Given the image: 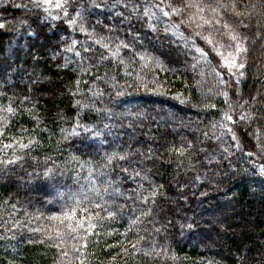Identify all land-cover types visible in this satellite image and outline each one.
<instances>
[{"label": "trees", "instance_id": "1", "mask_svg": "<svg viewBox=\"0 0 264 264\" xmlns=\"http://www.w3.org/2000/svg\"><path fill=\"white\" fill-rule=\"evenodd\" d=\"M164 2L179 13L166 17L150 7L161 0H68L67 15L52 9L53 18L45 20L33 0H0V146L9 150L0 161V264H60L63 250L53 239L51 218L63 219L85 196L76 219L91 216L95 227L85 234L63 222L71 264H264V152L247 138L255 153L249 155L220 126L228 105L244 102L245 121L256 127L249 132L264 142V0ZM23 4L30 22L21 20L16 29ZM219 4L227 8L213 12ZM225 21L247 49L242 76L228 74L211 46L195 36L231 42ZM120 41L131 47L121 45L120 56H110L103 43L115 50ZM193 44L205 49L207 60ZM176 51L184 53L179 61ZM135 52L152 59L145 63ZM148 104L157 111L145 110ZM233 115V129L245 139L243 122ZM113 152L128 155L108 161ZM124 161L127 178L136 177L147 191L127 188L121 179L120 193L136 202L142 217L106 194L117 191ZM206 167L212 185L202 179ZM13 174L37 196L3 183ZM247 178L252 182L245 184ZM189 185L207 205L192 206ZM152 188L154 197L148 196ZM239 225L240 241L231 234ZM179 230L198 234L203 246L178 238Z\"/></svg>", "mask_w": 264, "mask_h": 264}, {"label": "snow or ice", "instance_id": "2", "mask_svg": "<svg viewBox=\"0 0 264 264\" xmlns=\"http://www.w3.org/2000/svg\"><path fill=\"white\" fill-rule=\"evenodd\" d=\"M33 6L37 9H43L46 13L47 16L44 17L45 20L47 19H51L53 18L52 16V12L50 10L52 9H57L59 10V12H63L65 15H67V9H68V0H33ZM150 7H154V8H158L163 12L164 16H169L172 13H179L180 8L177 6H172L171 4H165L164 0H161V3H157L154 5H151ZM181 7H199V5H194V4H182ZM207 7V5L205 6ZM166 8H169V10H166ZM218 8H227L226 4H219L216 8H212L211 10L213 12H216L218 10ZM236 5L235 3L232 4V10L235 11ZM145 14L147 15L149 12L148 7H146L144 9ZM237 15H239V13H236ZM59 13L57 14L58 18ZM203 24L205 25H209L212 24V20H208V19H204L203 17H201ZM189 20H191V17H189ZM69 23H75V20H70ZM215 24L219 25L221 24V20L220 19H215ZM4 24L0 23V27H3ZM154 27V25H152ZM173 27H176L175 25H173ZM224 28L228 29L229 31L227 32V35H229L231 37V42H229V44L227 45H222L220 40L215 39L211 34L208 35H204L201 32H197L195 33V36L197 38H201L206 45H210L211 46V51L215 52L221 59L223 62V65L226 66L227 70L229 73L234 72V70L237 69H242L244 67V64L242 62H239L238 57L240 55L241 52L246 51V47L245 45L242 43L241 39H238V34H233L231 25L228 24L226 21L224 22ZM83 30V28H82ZM217 34L219 35H223L222 33L219 32V30H217ZM192 37H189V40H191ZM246 39V38H243ZM234 42V43H232ZM97 43H101V41H97ZM121 45H123L124 48H129L131 47V45L126 44L124 41H120L119 44H117L115 46V50H113V48L109 47V43H103V47L105 49L108 50L109 55L112 57H119L120 56V52H121ZM192 47L195 49L196 52L200 53V59L202 60H207L208 59V53L205 51V49L203 47H200L199 45L193 44ZM231 48L232 51H229L225 54V52L223 51V48ZM134 56H138L140 58L141 61L147 63L149 60L152 59L151 56L147 55V54H142L140 52H135ZM101 59L103 60L104 57L102 56ZM82 71H86V69H82ZM220 75H222V73H220ZM239 75H243V72H239ZM224 82V81H222ZM226 83V82H225ZM77 84H79V81H77ZM76 91L78 92L79 89L77 88ZM95 95H100L101 93L96 92L94 93ZM123 93H117V95H121ZM223 95L225 97L228 96V93L225 91L223 93ZM78 104V106H80V102L77 101L76 102ZM204 107H215V105L212 104H208V105H204ZM8 112H13L14 109L9 106L7 109ZM235 112V109L232 107L231 104L228 105L227 109L224 110L222 112V119L220 120V126L224 129H226L229 133H231L232 139H236V133L233 131V124L236 123L235 117L233 115V113ZM240 119L241 120H246L248 119V116L244 113H240ZM231 122V123H230ZM79 127V125H74L73 126V131H75V129ZM83 131H89L88 128H84ZM257 131H259V129H257ZM92 135L93 136H100L101 133L95 130H92ZM258 145L257 147L259 148V150L261 152H264V142H259L260 138L258 137ZM22 147L24 145H21ZM237 146H239V142L237 141ZM177 152H182L183 149L182 148H178V149H174ZM128 154L124 153L123 155H121L120 153L117 152H113L112 154L107 156V160L108 161H113L116 157H119L121 159L125 158ZM249 155H255V153H249ZM260 172L261 174H264V164L260 165ZM51 170H49L48 172H45V176H48L50 174ZM92 195V191H89V196ZM156 195V191L155 188L149 189L148 191V196H152L154 197ZM148 197H144L145 200H147ZM88 200V196H85L83 200H79L75 202V205L69 206V209L67 211H64L62 213V216L65 220L69 221L68 226L70 228H72L73 231L78 232L80 228H85L86 232L85 234H87V232H90L94 227L95 224L92 223V217L91 216H81L79 219H76V215H77V208L80 206V204L84 203V201ZM109 216H112L113 214L111 212L108 213ZM53 218L54 219H58L59 217L56 216V214H53ZM75 221V225H73L71 222ZM51 235V234H49ZM56 236L59 237L61 236V229L57 228L56 229ZM61 243H63V241L61 240ZM86 243V241H85ZM59 246V245H58ZM64 255H66V253H62Z\"/></svg>", "mask_w": 264, "mask_h": 264}, {"label": "rangeland", "instance_id": "3", "mask_svg": "<svg viewBox=\"0 0 264 264\" xmlns=\"http://www.w3.org/2000/svg\"><path fill=\"white\" fill-rule=\"evenodd\" d=\"M10 5H12V4H10ZM12 6H14V5H12ZM23 8H22V14H21V16H23V17H18V19H16V17H15V21L17 22V23H15V25H14V28H18L19 26H21V25H24V22H21V20H25V21H27V22H30V17H29V13H23V12H27L28 10H29V8L27 7V5L26 4H23V5H21ZM26 7V8H25ZM20 12V13H21ZM42 12L41 11H39V12H36L35 14H41ZM20 15V14H19ZM24 15L26 16V15H28V19H25V17H24ZM38 16V15H37ZM204 18V17H203ZM7 21L8 22H12V21H14V19H7ZM218 27H219V29H222V25L221 24H219V25H217ZM222 38V37H221ZM215 39H217V40H220V42H221V39H220V37H218V36H216L215 37ZM232 43H234V42H232ZM221 44L222 45H227V44H229V42H226V43H222L221 42ZM8 47H12V48H14L15 46H14V42H12L11 43V45H9ZM8 47H7V49H8ZM223 51L225 52V54L227 53V52H229V51H232V49L231 48H223ZM184 57V53H183V51L182 52H178V51H176V52H174V58H175V60H177V61H179V60H181L182 58ZM222 60V59H221ZM238 60H239V62H242L243 61V56H242V52L240 53V55H239V57H238ZM225 67V69H226V71L228 72V70H227V68H226V66H224ZM29 70H31V68L29 69ZM242 70H243V68L242 69H237V70H234V72H232V73H230L231 75H233V76H241V75H239V72H242ZM228 74H229V72H228ZM237 105V108H235V114H236V116H238L239 118H240V113H244V114H247L248 113V111H247V109H245V103L244 102H242L241 104H236ZM157 109V106L156 105H154V104H148L147 106H146V109L145 110H150V111H157L156 110ZM157 118H158V116H157ZM160 118V117H159ZM242 122H243V129L245 130V133L246 134H248L247 135V137H245V139H244V137H242L241 139L238 137V134H237V131L236 130H234L233 129V131L236 133V140H240L239 142L242 144V148H247V151H248V153H252V151H253V148H252V143H250L248 140H247V138H249V139H251V140H253L255 143H258V142H256V140L255 139H253V134H251L249 131H251V130H253V129H256V127L255 126H251V124H250V122L249 121H245V120H241ZM3 125H1V127H2ZM1 129V128H0ZM258 129V128H257ZM135 134V132L133 131V134H132V136ZM253 142V143H254ZM254 143V144H255ZM2 146H0V161L2 160V157H3V155L5 154V151H9V150H5L4 149V147H2ZM263 155H264V153H263ZM207 169H209L208 167H206L204 170H206V171H203V177H202V179H205V181L204 182H206V181H210V184L212 185L215 181H213L214 179H210V177L211 176H209L208 175V177H207ZM211 174V173H210ZM206 176V177H205ZM198 177L196 176L194 179H192V181H191V184H193L194 182H195V180L197 179ZM24 177H22V176H18V174H13V178H11V180L9 179L7 182H3L4 184H9V185H11L12 187H13V189H14V193H21V194H23V195H25V194H27V195H29V196H37V194H38V192L37 191H34L33 190V188H31V189H29V187H27V186H25V184H23L24 183ZM203 182V183H204ZM244 182H245V184H248V183H251L252 181L249 179V178H247V179H245L244 180ZM174 198H175V196H174ZM173 200V199H172ZM213 212H211V214H212ZM214 215V214H213ZM213 215H212V217H213ZM185 216V215H184ZM183 216V217H184ZM247 218L248 219H251L252 218V216L251 215H247ZM212 219V218H211ZM63 222H64V218L63 219H54V218H51V227H50V229H51V233H52V235H53V239H54V241H55V243H57L59 246H60V248L63 250V252L62 253H66V255H64V254H62V256H63V259L61 260V263L60 264H71V261H72V256H71V252H72V249H71V244L66 240V237H65V235L63 234V231H62V229H64V226H63ZM57 228H59V229H61V236H59V237H57L56 236V229ZM242 225H239L237 228L235 227L234 229H232L233 231H231V234L232 235H234L235 237H237V240L238 241H240V237L242 236ZM252 230V228H249V231H251ZM177 236H178V238H180V239H186V240H188L190 243H196L197 245H201V246H203V244H201L200 243V236L198 235V234H190V233H188V232H180V230L178 231V233H177ZM61 240L63 241V243H61ZM220 241V240H219ZM221 242V241H220ZM224 242V241H223ZM223 242H221V243H223ZM207 244V246L209 247V245L210 246H213V245H211L210 243H206ZM226 244H223L222 245V247H224V251H225V249H226V246H225Z\"/></svg>", "mask_w": 264, "mask_h": 264}, {"label": "bare ground", "instance_id": "4", "mask_svg": "<svg viewBox=\"0 0 264 264\" xmlns=\"http://www.w3.org/2000/svg\"><path fill=\"white\" fill-rule=\"evenodd\" d=\"M128 163L129 162L124 161L122 163V164H124V167L121 168V169H119V171H118V174H119V176H121V178L118 177V179H117L118 180V184H119V186L117 185L118 186L117 191H111V190H109V191H107L106 194L112 200H115L116 198L120 197L121 200L126 205L127 209L130 211L129 214L131 216L138 215V216L142 217L141 212H140L139 209H138V211L135 210V209H133L134 207H138L137 204H136V202L132 198H130L128 196L127 197L124 196V195L122 196L121 193H120V191H121V184H120L121 183V179L126 183L127 188L133 189L134 191L136 189V190H138L141 193H145L147 191L146 187H142L140 185V183L142 181H140L136 177H134L133 179H128L127 178L128 177V173L126 171V166H129ZM139 176L141 177V175H139ZM189 188L190 189H189L188 194L190 196V201H191L192 206H193L194 203L196 205H207V202L205 201V200H207L206 197H200L199 195H197V192H195L192 189V186L191 185H189ZM152 210H155V206L154 205L152 206ZM205 212H207V210H205ZM150 220H153V221L155 220L156 221L157 218L151 217ZM118 222H119V220H118ZM174 226H176V224L172 225V227H174Z\"/></svg>", "mask_w": 264, "mask_h": 264}]
</instances>
